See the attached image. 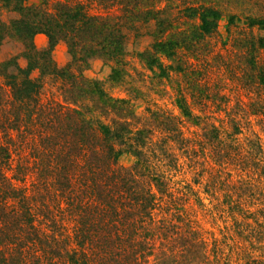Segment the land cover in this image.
Masks as SVG:
<instances>
[{
  "label": "trees",
  "instance_id": "trees-1",
  "mask_svg": "<svg viewBox=\"0 0 264 264\" xmlns=\"http://www.w3.org/2000/svg\"><path fill=\"white\" fill-rule=\"evenodd\" d=\"M27 1L0 0V12L12 14L0 20V48L5 42L19 47L0 62L7 88L6 100L0 98L6 107L0 110V264H149L152 257L162 264H232L233 258L264 264L231 235L241 237L248 227V188L243 179L234 183L224 174L227 165L246 164L264 182L259 138L254 134L245 147L236 138L250 124L247 117H264V0H96L104 10L116 8L104 15H91L80 4L54 2L48 10V0ZM222 18L252 96L244 116H231L225 126L194 113L195 100L200 103L206 91L191 80L189 93L178 90L174 100L179 118L149 112L164 135L154 143L155 130L141 124L128 100L111 97L104 83L83 76L92 61L101 60L111 64L108 82L122 83L127 32L142 25L153 28L150 47L138 54L143 65L159 79L184 73L164 62H180L212 38ZM37 35L46 38L45 48L34 45ZM59 43L69 58L63 68L52 58ZM45 76L65 82L64 106L40 102ZM182 122L199 131L194 141L184 138ZM20 137L30 154L15 161ZM169 142L189 159L200 145L216 167L214 174L206 171L204 191L212 198L223 194L212 205L231 223L222 241L207 240L181 213L167 174L177 167ZM156 153L166 161L164 170ZM123 155L133 164L119 165Z\"/></svg>",
  "mask_w": 264,
  "mask_h": 264
},
{
  "label": "rangeland",
  "instance_id": "rangeland-1",
  "mask_svg": "<svg viewBox=\"0 0 264 264\" xmlns=\"http://www.w3.org/2000/svg\"><path fill=\"white\" fill-rule=\"evenodd\" d=\"M61 2L69 5H83L86 11L91 15H104L115 12L116 8L107 11L99 5L96 0H48L46 8L50 10L52 3ZM41 0H28L27 5H39ZM12 14L6 11L0 12V20L6 22ZM226 18H222L218 22L217 33L204 44H201L193 52H186L180 56L181 61L167 62L164 64H173L175 68L181 66L184 73L177 71L171 72L169 78L159 79L156 72L148 70L138 58V54L147 50L152 39V25L137 26L132 31L127 32L126 54H125V71L127 76L119 85H112L108 82L111 72V64L101 60L92 61L88 70L83 72V76L88 80H96L104 83L105 91L115 99L128 100L134 114L140 118L141 124L148 129L155 130L152 140L158 143L164 138L163 133L157 129V124L150 117L151 112H157L163 115L174 116L179 118V112L174 105V100L178 90L189 93L191 88L186 84L187 81L193 80V83H199L201 88H205L206 97L201 99L199 103L197 99H189V102L195 100L194 113L206 115L210 122L216 125L225 126L228 118H242L245 108H248L251 94L245 91L242 79L241 65L238 63L236 54L232 48V36H229L226 29ZM235 31L234 28L231 29ZM233 35V34H232ZM47 41L45 37L39 35L34 37V45L37 49L46 47ZM19 52L18 44L15 42H5L0 48V62L16 55ZM52 58L58 68H63L68 63L66 47L63 43H59L53 53ZM19 64L24 66L23 60H19ZM180 64V65H179ZM32 77H37L34 72ZM192 82V81H191ZM43 88L40 93V102L49 104L51 107L56 104L63 105V90L66 88L64 81L53 77L45 76L42 78ZM187 89V91H186ZM0 98L6 100L7 88L4 86L0 78ZM188 98L190 97L187 95ZM195 98V97H194ZM0 110H6V107L0 106ZM149 110V111H148ZM248 111V110H247ZM181 120V119H180ZM250 124L246 126L237 136L239 143L245 147L248 141H254V134L259 138L262 152L264 153V117L249 116L246 119ZM245 123V120L243 121ZM182 132L184 138L190 141L196 139L199 131L195 127L182 122ZM15 138V135H12ZM21 137L17 138L16 148L13 151V158L16 161L18 156L24 158L30 154L29 147L25 143H21ZM194 143V142H193ZM160 145V144H159ZM165 147V145H164ZM168 152L176 159L177 167L170 169L167 173L170 180L171 191L180 198L181 213L186 215L189 220L206 232L205 238L210 240L211 237L222 241V233L224 228L230 227L231 223L227 221L225 215L216 212L212 205L222 201V193H218L216 197H210L205 194L204 187L208 173H215V166L205 159L206 151L199 145L194 147V154L189 156L181 153L176 146L167 143ZM159 165L161 170L164 168L162 164H166L164 158L159 157ZM264 160V155L262 156ZM32 162V161H31ZM134 162L129 155H123L119 158V165L130 166ZM164 162V163H162ZM161 164V165H160ZM169 164V163H168ZM174 165V163H173ZM246 165V164H245ZM245 165L235 167L227 165L224 174H229L232 182L239 183L240 180L247 182L248 199L245 206L244 223L248 227L244 235L241 237L231 232L234 238H239L242 246L252 255L261 257L264 260V182L259 177V170H250ZM209 167H213V171L209 172ZM207 171V172H206ZM212 174V175H213ZM223 177H226L224 175ZM231 178L229 180H231ZM29 183H27L28 185ZM250 196V197H249ZM256 200V201H255ZM228 222V223H227ZM236 237H235V236ZM152 257L149 264H162L160 258L155 260ZM50 264V263H48ZM51 264H68L65 260L57 259ZM232 264H244L232 259Z\"/></svg>",
  "mask_w": 264,
  "mask_h": 264
},
{
  "label": "crops",
  "instance_id": "crops-1",
  "mask_svg": "<svg viewBox=\"0 0 264 264\" xmlns=\"http://www.w3.org/2000/svg\"><path fill=\"white\" fill-rule=\"evenodd\" d=\"M39 36L44 37L43 35H39Z\"/></svg>",
  "mask_w": 264,
  "mask_h": 264
}]
</instances>
